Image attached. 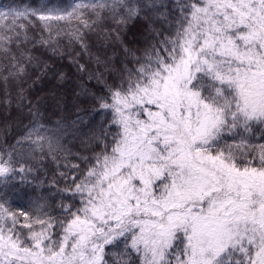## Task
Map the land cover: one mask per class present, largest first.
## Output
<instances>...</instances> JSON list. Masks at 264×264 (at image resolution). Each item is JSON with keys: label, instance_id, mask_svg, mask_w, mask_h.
<instances>
[{"label": "snow or ice", "instance_id": "snow-or-ice-1", "mask_svg": "<svg viewBox=\"0 0 264 264\" xmlns=\"http://www.w3.org/2000/svg\"><path fill=\"white\" fill-rule=\"evenodd\" d=\"M13 106L0 264H264V0H0Z\"/></svg>", "mask_w": 264, "mask_h": 264}, {"label": "trees", "instance_id": "trees-1", "mask_svg": "<svg viewBox=\"0 0 264 264\" xmlns=\"http://www.w3.org/2000/svg\"><path fill=\"white\" fill-rule=\"evenodd\" d=\"M7 3L13 4L17 3L18 0H6ZM135 31V29H134ZM132 34H129V40H132ZM139 46V45H136ZM56 67L61 68L63 71L67 72L69 76L71 77L73 72L75 71L71 65L69 64L67 59L60 60L59 58H56ZM49 85L47 84H38L35 89L33 90V96L36 95H43L44 91L47 90ZM43 90V91H42ZM71 106L69 105V108ZM71 111H74V109H71ZM69 112H59L57 109L49 107L48 110L45 112V116L47 119H49L52 122H55L59 119L61 115L69 116ZM5 117H8L9 119L5 121ZM74 118V117H72ZM97 120H99V117H96ZM20 117L18 116L17 112L15 111V106H13L10 110H4L0 109V144H11L14 143V138L18 135L22 125L19 123ZM24 123H27V120H24ZM69 145L73 147V151H76L79 147L78 144L73 146V142L71 141V138H69ZM44 165L48 168H55V164L49 159L47 161L43 162Z\"/></svg>", "mask_w": 264, "mask_h": 264}]
</instances>
